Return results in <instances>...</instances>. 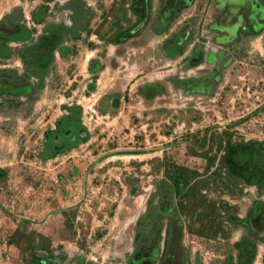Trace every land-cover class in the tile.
I'll use <instances>...</instances> for the list:
<instances>
[{
    "label": "rangeland",
    "instance_id": "rangeland-1",
    "mask_svg": "<svg viewBox=\"0 0 264 264\" xmlns=\"http://www.w3.org/2000/svg\"><path fill=\"white\" fill-rule=\"evenodd\" d=\"M15 1L0 0V13L3 6ZM53 1L51 6L47 0H20L21 20L31 38L44 29L42 23L28 18L34 2L49 8L52 22L67 18L60 0ZM236 1L245 2L241 16L233 9H223L221 0H191L188 6L184 0L179 2L170 25L177 40L182 30H190L182 37L184 54H175L179 52L173 41L166 44L168 39L163 38L168 30L155 36V32L164 31L157 19L118 44L112 57L104 54L111 73L106 78V92L93 91L103 94L97 101L89 86L85 87V65L80 63L79 68L76 61L97 46L103 56L108 42L99 35L113 37L119 24L129 26L135 14L127 6L125 14L117 12L119 21L115 23L114 8L125 4L124 0L111 8L101 6L100 13L86 0L89 29L98 36L69 40L66 55L59 49L32 109L19 101L17 111L24 117L10 129L0 125V168L6 173L0 177V264H26L28 241L19 235L25 229L48 235L55 254L65 255L60 264H120L130 252L136 221L150 206L159 184L163 180L169 186L172 183L168 164L185 165L199 170V178H210V172L205 171L208 158L194 155L193 150H210L211 133L229 130L234 138L264 139V27L252 33L240 30V25L249 21L250 9H262L264 0H253L252 6L251 0ZM151 2L156 8L154 17L165 12L166 0H146L149 6ZM98 38L103 42H97ZM195 43L205 51V58L228 46L217 77L207 83L202 76L215 68L216 61L192 64L195 51L186 54ZM18 47L10 60L0 59V67L17 63ZM97 55L95 52L91 58ZM115 96L120 98L117 107L111 101ZM69 102L81 106V126L88 136L69 150L47 156L46 132L55 127ZM221 190L211 186L204 192L211 199L227 200L233 206L231 212L241 217L255 200L264 201V191L256 185H244L236 194ZM174 195L178 208L181 196ZM178 211L181 213L180 208ZM183 217L188 264H223L229 255L238 261L235 244L242 241L258 242L253 264H262L264 243L260 236L264 231L231 223L223 211L224 232L202 236L190 229L203 230L201 221ZM205 232L213 230L206 228Z\"/></svg>",
    "mask_w": 264,
    "mask_h": 264
},
{
    "label": "trees",
    "instance_id": "trees-1",
    "mask_svg": "<svg viewBox=\"0 0 264 264\" xmlns=\"http://www.w3.org/2000/svg\"><path fill=\"white\" fill-rule=\"evenodd\" d=\"M43 7L44 9L38 16L34 15V19L39 22L44 21L48 10L47 6ZM163 15L166 21H162L164 26L162 22L161 26L165 31L170 28L169 22L174 19L176 12L173 14L171 6H169ZM118 29V32L112 37L113 39L120 38L127 31V28L121 23ZM75 37L77 38L78 36L76 35ZM0 38L6 44L8 37L0 33ZM183 51L184 49H181V52ZM44 84H39V88H43ZM24 85L26 83L16 86L15 93H31L29 92L30 89L22 88ZM4 87H7V85L0 88L3 89ZM37 97L30 94L31 102H34ZM21 103L19 102V104ZM28 108L31 110L32 104ZM73 111L79 117L78 123L81 125V106L75 107ZM58 123H61V120ZM68 124L67 122L63 125L60 124L59 129L64 130ZM55 132L56 130L54 129L46 132L49 140L53 138ZM80 138L81 141L87 137L81 136ZM209 140L211 141V149L215 145L217 147L214 154H210L211 149L202 152L193 150V154L208 158L209 162L205 171L210 172V178H199L202 173L197 169L175 163L168 164L167 175L172 181L170 186L176 194L181 196L179 202L181 215L190 216L193 222L201 221L203 230L196 231L199 228L190 229L194 232H199L198 234L202 236H216L220 232H224L220 219L223 211L225 219H228L231 223L242 225L258 233L264 231L263 200H255L249 207L247 214L241 217L236 212H231L233 206L227 200L221 198L211 199L204 192V189H210L213 186V188L222 189V192H225L224 189H228L231 194H236L243 191L244 185H256L259 191H264V139L234 138L232 132L223 130L220 133H211ZM205 145L206 143L201 144L202 147H205ZM51 148L52 143H49L45 150L47 156L51 157L59 153V151L50 152ZM212 168L214 169L212 170ZM5 175V170L0 168V177ZM164 183L168 184L169 182L164 180ZM27 221L29 220L24 219L25 223ZM206 228L212 229L213 232H205ZM19 235L21 238L25 237L28 241L26 249L30 252V256H26V264H60L64 259L65 255L59 256L55 254L52 240L48 235L35 229L20 230ZM260 242L264 243V234L260 236ZM235 245L239 248L238 261H235L233 255H229L223 264H253L258 249V242L244 243L242 241ZM262 264H264V255Z\"/></svg>",
    "mask_w": 264,
    "mask_h": 264
},
{
    "label": "flooded vegetation",
    "instance_id": "flooded-vegetation-1",
    "mask_svg": "<svg viewBox=\"0 0 264 264\" xmlns=\"http://www.w3.org/2000/svg\"><path fill=\"white\" fill-rule=\"evenodd\" d=\"M180 1L181 0H168V5L175 3V7L178 8ZM190 1L191 0H184L185 5H190ZM244 3V1L239 2L236 0H221L219 5L223 6V9L225 10L233 9L235 14L241 16L239 12L243 9L245 5ZM252 4L253 0H251V6ZM261 7L262 9L260 8L259 10L255 9L254 7L250 9L251 13H249L248 15L249 21L240 25V30L242 32L252 33L258 31L261 27H264V3L261 4ZM4 19H9L10 21L15 23L18 22L19 25L24 26L25 31L22 35H6L8 39L4 46H8L10 42L16 40L17 42H19L17 58L18 63H16L15 65L4 64L3 66H1L0 79L10 82L16 80H27L30 74H32V68L33 70L39 67L40 69H43L44 66L48 65L53 59V53L55 51L56 43L59 39L61 29L56 25L51 26V28L49 25H47L44 26L43 30L39 31L34 35L33 38H31V32L25 26L23 21H19L13 16L8 18L4 17L3 20ZM189 32L190 30H182L180 34V39L178 40L174 38V35L166 37L168 39V42L166 40V44L172 45L170 44L171 40L173 41L171 43H173V45H175L178 49L177 52L179 53L175 54L181 55L186 52L184 50V53H181V44L184 41L183 38H185ZM201 40L206 41V38L201 37ZM194 51V56L190 59L191 63L194 65L201 64L204 61L208 63L216 61L215 68L211 72L202 76L207 83V81H210L212 77L216 76V71L219 70V64L221 62L220 60L222 56L228 55L229 50L228 46H224L219 50L217 55L209 52L207 54L208 56L205 58V51L195 43L188 50V54H186V56L189 55V53H193ZM8 87L9 86L4 87L3 89L0 88V93L9 90ZM32 87L33 85L26 84L22 88H28V90L30 89L29 92H31ZM16 89L17 88H14L15 91ZM21 94L25 96V99H21L20 97L19 99L16 98L18 97L17 94L15 95L16 97H14L13 99L16 107L19 101H28V99L30 98L29 94L31 93H28V96L24 95L25 93ZM71 104H74V102H71ZM75 107H77V105L71 106L69 110H67L62 116L59 117L57 123L55 124V127H51V129H55L56 132L53 134V138L51 140L46 137L47 140L44 146L45 150L47 149L48 144L52 143V148L50 152H62L78 144L80 142L81 136H88L87 129L78 123L79 117L75 114V111H73ZM60 120L61 123H58ZM63 122H67L69 124L65 126L64 130H60L59 125H63ZM174 193L175 192L173 191L171 186H169V184L164 183V180L159 184V187L156 189V192L151 197L150 206L136 221L134 234L131 240L130 252L126 254L124 262L120 264H188V252L184 241L186 221L185 218L178 211L179 207L177 208L175 206ZM161 216H166V221ZM85 264L98 263L88 261Z\"/></svg>",
    "mask_w": 264,
    "mask_h": 264
},
{
    "label": "crops",
    "instance_id": "crops-1",
    "mask_svg": "<svg viewBox=\"0 0 264 264\" xmlns=\"http://www.w3.org/2000/svg\"><path fill=\"white\" fill-rule=\"evenodd\" d=\"M54 2L53 0H49L48 3ZM121 0H88L89 5H94L96 10L99 11V13L101 12V8H108L111 6H115L117 4H119ZM123 1V0H122ZM126 3H120L118 7L114 8V15L112 16V18H114L113 21H115V23L117 22V20L119 21V18L117 17V12L121 11L124 12V14L127 11V6L129 7L128 9L131 10L134 14H135V20L129 25L126 26L127 30L124 35H122L120 38L118 39H113L111 36H100V38H102L103 41L108 42V44L105 45L104 47V52H103V56L99 55L100 53V46H97L95 50L90 51L89 53L85 54V55H81L80 61L77 60V64L78 67L80 68V63L85 65V74L84 76H87V79L84 81L85 83V87L89 86L90 90H92V92L94 90H100L103 91L102 92H106L107 90V86L106 85V78L107 76L111 73V70L109 69V67L106 65V61L103 59V57L105 55L108 56V58L112 57L114 52L116 51V49L118 48V44H121L127 40H129L130 38H133V36H135L134 34H138L139 32H143V27H145L146 25L152 23V22H156L157 25L161 24V22H165L166 19L164 18L163 13H159L154 17L153 16V9H156L155 7L153 8L152 6V2L150 3V6L146 3V0H124ZM61 5L64 9H66L67 12V18H65L62 22H52V20L49 19L48 17V10L47 13L45 14L44 17V21L39 22L36 19H34V21L40 25L42 23V25L47 26L49 25L50 28L51 26H58L61 29V33L59 36V39L57 40L56 43V48L55 51L53 53V59L50 61V63L48 65H45L44 68L40 69L36 68L33 70L32 68V74H30L29 78H27V80H16V81H12V82H22L25 81L26 84H31L33 85L32 87V91H31V95L33 96H38L40 92L45 88L46 86V79L48 78V75L51 71V68L53 66V61L55 56L57 55L59 57L60 53H59V49L62 52V55H66V53L68 52L67 49H70L66 43L69 42V40H79L81 38V36H84V38H94V36H98L97 33H95L93 30L89 29L91 28V26H89V9L87 7V2L86 0H60ZM20 3V0H16L13 3H8L5 6H3L1 9V13H0V23L2 22L3 18L6 17H15L17 20H21L22 19V9L20 6H18V4ZM122 5V6H121ZM164 11L166 10V5H168V1L166 0V3L164 4ZM172 5V6H171ZM169 4V6H171L172 12L174 14L176 7H175V3ZM44 4H40L39 6H36L35 2H34V6H33V10L29 15V17H32V19L34 18V15H39L42 12V9H44ZM102 6V7H101ZM167 6V7H169ZM101 7V8H100ZM109 8V10H111ZM49 9V8H48ZM27 15V16H28ZM172 16V15H171ZM157 19V20H156ZM4 20H9V19H4ZM3 20V21H4ZM10 21V20H9ZM22 21V20H21ZM12 22V21H11ZM162 22V24H163ZM172 22V20H170L169 24ZM15 23V22H13ZM44 23V24H43ZM18 24L19 23H15ZM21 27L24 28V26L19 25ZM164 26V24H163ZM49 28V29H50ZM25 30V29H24ZM88 31V32H86ZM129 32V33H127ZM165 31L162 32H155V36L156 37H160L162 36V34H164ZM168 33L166 35V37L170 36V35H174V29L173 26L170 25V28L168 29ZM23 34V33H22ZM129 34V35H127ZM78 36L77 38L75 36ZM115 36V35H114ZM107 37H109L108 39H106ZM166 37H164L163 39L165 40ZM99 39V38H98ZM101 39L97 40V42H103ZM3 39L0 38V59L4 60L5 58H7L6 60H10V58L12 56H14L13 52L15 50V46L18 45L19 42L13 41L10 42L8 44V46H4L5 44L3 43ZM80 41V40H79ZM3 45V46H1ZM106 51V52H105ZM95 52H98V55L93 57V54ZM107 53V54H106ZM105 54V55H104ZM4 58V59H3ZM83 60V61H81ZM15 61L18 63V59L15 58ZM1 80V79H0ZM41 83H45L43 88H39V84ZM6 86V85H5ZM9 86V90H7L6 92L4 91L3 93H0V125H2L3 127H5L6 129H10V127L12 125L15 124L16 121L20 120V118L24 117V114L20 113V111L18 110V106L16 107V105L14 104V97H16L15 95L17 93H15L14 88H16V86H12V85H7ZM98 90V91H99ZM93 92L92 93V97L95 100H99L103 94H101L102 92ZM18 98L19 97L21 99H25V96H23V94H17ZM24 95L28 96V93H25ZM30 95V94H29ZM10 97V98H9ZM38 97L36 98V100L38 99ZM104 98H102L103 100ZM118 99V105L120 104V98L118 97H114L111 101L114 105V107H117L118 105L115 104V100ZM101 100V101H102ZM22 103H24L25 101L21 100ZM25 104L28 106H30V104L33 105V102H31L30 98L28 99V101L25 102ZM15 105V106H12ZM19 105V104H18ZM73 105H77L76 102H74V104H71V102L68 103V105L66 107H64V109L67 111L71 108V106ZM79 106V105H77ZM38 108H35V111ZM76 146V145H75ZM73 146V147H75ZM71 147V148H73ZM71 148H68L71 149Z\"/></svg>",
    "mask_w": 264,
    "mask_h": 264
},
{
    "label": "water",
    "instance_id": "water-1",
    "mask_svg": "<svg viewBox=\"0 0 264 264\" xmlns=\"http://www.w3.org/2000/svg\"><path fill=\"white\" fill-rule=\"evenodd\" d=\"M24 31L25 30L23 27L19 26L18 24H15L9 20H4L0 23V33L3 35L14 36L17 34H22V33H24ZM23 83H26V82L25 81L10 82V81L0 80V87L5 86V85L20 86ZM115 104L118 105V99L115 100ZM83 131H86V130H83Z\"/></svg>",
    "mask_w": 264,
    "mask_h": 264
},
{
    "label": "built area",
    "instance_id": "built-area-1",
    "mask_svg": "<svg viewBox=\"0 0 264 264\" xmlns=\"http://www.w3.org/2000/svg\"><path fill=\"white\" fill-rule=\"evenodd\" d=\"M51 4V6H53L54 5V3L52 2V3H50ZM28 18L30 19V17L28 16ZM34 25H35V23H34ZM107 116H109L108 114L107 115H102V117H107ZM100 118V117H99Z\"/></svg>",
    "mask_w": 264,
    "mask_h": 264
}]
</instances>
